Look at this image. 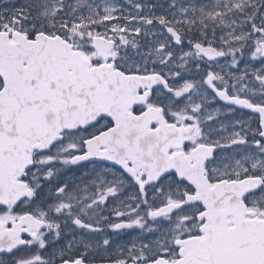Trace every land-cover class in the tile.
<instances>
[{
    "label": "snow or ice",
    "instance_id": "1",
    "mask_svg": "<svg viewBox=\"0 0 264 264\" xmlns=\"http://www.w3.org/2000/svg\"><path fill=\"white\" fill-rule=\"evenodd\" d=\"M0 264H264V0H0Z\"/></svg>",
    "mask_w": 264,
    "mask_h": 264
}]
</instances>
